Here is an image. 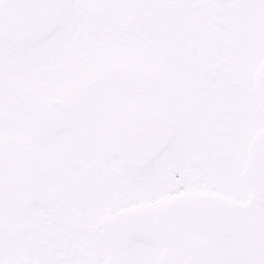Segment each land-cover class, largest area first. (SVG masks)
Here are the masks:
<instances>
[{
    "label": "snow or ice",
    "instance_id": "1",
    "mask_svg": "<svg viewBox=\"0 0 264 264\" xmlns=\"http://www.w3.org/2000/svg\"><path fill=\"white\" fill-rule=\"evenodd\" d=\"M0 264H264V0H0Z\"/></svg>",
    "mask_w": 264,
    "mask_h": 264
}]
</instances>
